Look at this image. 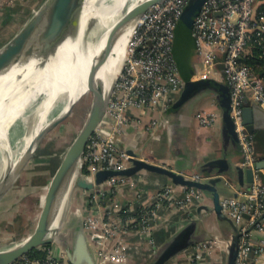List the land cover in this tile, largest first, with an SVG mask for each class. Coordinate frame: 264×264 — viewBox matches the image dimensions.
<instances>
[{"label": "built area", "instance_id": "obj_1", "mask_svg": "<svg viewBox=\"0 0 264 264\" xmlns=\"http://www.w3.org/2000/svg\"><path fill=\"white\" fill-rule=\"evenodd\" d=\"M189 0H165L153 5L141 18L130 45L127 58L110 94L106 118L90 136L82 155L92 177L101 169H124L130 165V148L138 152L139 141H126L129 125L140 124L141 115L151 109L168 110L182 94L186 80L182 77L174 55L173 43L177 24ZM264 0H206L193 22V38L200 70L196 77H211L219 71L231 95V114L239 140L244 167H253L258 159L254 135L244 122L243 109L251 102L264 107V77L257 74L242 60L250 46L258 41L264 48ZM221 66V69L218 68ZM137 111L138 114L135 112ZM218 115L202 114L200 121L212 125ZM156 122L139 130V135L152 132ZM137 138H140L137 137ZM260 170L254 172L251 188L244 196H226L221 199L223 210L238 225L241 232L236 264H251V253L259 260L264 255V180ZM193 178L204 180L198 174ZM209 178V177H207ZM133 176H111L97 184L88 198L84 227L91 243L96 246L99 264H122L126 259L127 245L119 241L118 231L129 229L136 222L143 234L152 230L156 209L165 202L182 204V197H174L175 187L163 188L152 198V204L143 208L139 216L113 217L107 215L127 210L117 196L127 187L136 186ZM186 187V186H183ZM192 191L199 195L200 189ZM141 193L142 190H137ZM195 196H191L190 200ZM180 207H184L182 204ZM80 211V210H79ZM249 217H245V214ZM120 222V223H119ZM122 224V230L120 226ZM125 228V229H124ZM262 233L257 241L256 233ZM116 236V237H115ZM114 238L112 246L110 239ZM118 238V239H117ZM97 239V240H95ZM207 241L199 246L207 247ZM59 247V246H58ZM47 246L45 258L24 255L12 264H73L61 247ZM58 248V249H57ZM193 259L191 264H197ZM226 264V261L222 262Z\"/></svg>", "mask_w": 264, "mask_h": 264}, {"label": "water", "instance_id": "obj_2", "mask_svg": "<svg viewBox=\"0 0 264 264\" xmlns=\"http://www.w3.org/2000/svg\"><path fill=\"white\" fill-rule=\"evenodd\" d=\"M83 0H63L60 5L59 11L56 12V19L50 23L42 26L35 34H33L26 42H24L19 48L13 52L5 53L6 49L13 46L25 33L27 26L33 20L36 21V25L42 19L41 17L50 9L52 1L45 0L44 4L35 13V16L31 18L15 36H13L6 44L0 48V76L9 72L12 68L21 66L28 63L30 60L37 58L46 61L48 57L53 55L52 51L37 49V45L48 42L49 40L58 36L67 26L72 22L77 15L79 7ZM165 0H142L133 8L125 10L122 17L114 23L108 33L106 44L101 50L94 56L88 75L89 88L93 93V100L89 115L92 117L87 118L81 131L78 133L74 141L68 147V151L63 160L60 161L53 177L48 186V190L45 196L44 204L42 205V213L39 216L36 229L26 237L23 244L12 246H0V264H12L14 261L22 258L35 248H39L44 245H48L54 241L59 243L61 249L66 253L68 259L73 264H99L97 251L94 246L89 242L84 221L79 218L76 224L72 227L70 237L67 239L59 231V234H51V217L57 202L63 196L65 188L69 183V176L71 170L77 165L79 159L82 158L83 152L86 148L90 136L94 133L98 125L105 120L106 109L109 103L110 94L113 91L114 84L111 88L108 100L103 98V83L100 77V71L104 64V58L107 51L108 44L118 38L122 32L126 31L130 25L140 20L144 14L155 4L162 3ZM206 0H189L186 8L178 21L177 31L181 38L193 37V22L201 10L203 3ZM119 11L118 5L112 9V14ZM112 15H109V17ZM39 20V21H38ZM97 26V19L91 18L86 23L87 31L92 30ZM176 31V32H177ZM98 36V35H97ZM96 36V37H97ZM96 37L83 39V42H93ZM213 91L217 93L218 104L221 109L222 118L224 121V128L228 133L235 138L238 143V136L235 130V122L231 112V95L226 83L220 81L216 77H196V73L192 71L191 77L186 80L185 86L182 90L180 97L174 102L173 107L183 106L190 98L194 97L201 92ZM70 108L72 110L73 106ZM70 111L58 118L52 125L46 129L41 130L36 136V142L38 145L41 138L57 123L66 117ZM244 122L249 132L253 133L256 127L264 128V107L260 104L246 105L243 109ZM89 117V116H88ZM89 119V120H88ZM240 147V146H239ZM36 148H34L33 152ZM32 152V154H33ZM130 156V165L124 169H101L96 172L93 179H89L90 176L81 174V166L79 168L80 177L76 181V185L87 190H93L95 185L104 182L105 179L111 176H133L140 172L151 171L171 179L175 184L186 187H196L201 190L209 191L213 194L214 210L217 216L221 220H227L232 224L233 235L229 242L228 255L226 258V264H236V258L239 250V238L240 230L238 225L230 219L223 210V204L220 199L219 185L223 182V175L225 173L230 174L232 170H235L234 174L240 180L241 184H247L248 188H251L254 179V172L256 169H264V158L257 159L253 167H244L241 164H236L235 167L227 158L215 157L206 166H209L210 176L206 180H200L189 177L185 173L177 171L172 167H168L163 164H159L145 158L140 157L138 152L130 148L128 150ZM22 156L17 162V167L8 181H6L2 187H0V199L4 196L11 185L17 180L25 164L32 156ZM209 170V169H208ZM202 170L201 172H203ZM245 175V179L243 178ZM245 217H249V214H245ZM264 218V213L262 215ZM195 227L194 221L186 225L164 246L162 251L152 261L151 264H165L174 255L183 251L195 242ZM254 256V252L251 253V258Z\"/></svg>", "mask_w": 264, "mask_h": 264}, {"label": "crops", "instance_id": "obj_3", "mask_svg": "<svg viewBox=\"0 0 264 264\" xmlns=\"http://www.w3.org/2000/svg\"><path fill=\"white\" fill-rule=\"evenodd\" d=\"M10 12L12 13V10L8 11V14ZM199 70L200 68L196 70V73ZM212 76L220 81L223 79L219 71L212 73ZM218 100L216 92L207 91L195 95L180 107L172 105L165 111L151 109L141 115L139 125L133 123L128 126L126 141L135 144L140 139L139 145L141 148L145 147L144 153L140 157L146 160L170 166L189 177L198 174L206 180L207 177L212 176L209 172L211 168L206 164L213 158H227L233 167L242 162L238 141L224 128ZM247 105L254 104L248 102ZM208 106L211 107L210 110L207 109ZM211 112L218 115L217 121L212 125L202 124L201 115L211 114ZM135 113L138 114L137 111ZM152 121L156 122L152 132L139 135V130ZM252 134L259 136L257 153L258 159H262L264 158V128L256 127ZM139 136L140 138H137ZM202 170L204 171L201 172ZM234 172L235 170H232L229 172L230 174L223 175L224 181L219 185L220 199L235 195L243 197L245 191L250 189L246 183L241 184ZM259 173L261 179L264 180V169ZM52 176H49L46 184L51 181ZM133 177L136 178L137 184H142V192L139 193L132 187H126L123 192L117 195L121 202L127 205L130 212L141 211L152 204L153 196L165 188V185L171 180L151 171L140 172ZM243 178L245 179V175ZM174 187V197H181L185 191L184 187L177 184ZM213 208V194L200 189L199 195H195L188 209L182 210L178 205H171L167 202L157 207L156 215L151 220L153 227L149 235L143 234L140 228H130L126 232V230H122L123 227H120L122 231H119V241L125 243L128 248L126 259L122 264H147L155 254V258L157 257L173 235L192 221L196 224L195 242L171 257L165 264H191L193 259L198 261L197 264H222L228 255V244L233 235V227L227 220L219 219ZM111 210L108 208L107 212L110 213ZM121 212L117 214L112 212L111 215L113 214V217L116 218L122 217ZM262 221L264 223V218ZM261 235L262 233H256L254 240L257 241ZM114 241V238L111 237L109 245L112 246ZM206 241L207 247L199 246L200 243ZM89 242L91 243L90 239ZM251 264H264V255L259 260L253 256Z\"/></svg>", "mask_w": 264, "mask_h": 264}, {"label": "bare ground", "instance_id": "obj_4", "mask_svg": "<svg viewBox=\"0 0 264 264\" xmlns=\"http://www.w3.org/2000/svg\"><path fill=\"white\" fill-rule=\"evenodd\" d=\"M51 1L50 9L41 17L40 22L37 25V20L29 23L23 36L13 46L6 49L5 53L15 51L42 26L56 19L55 14L59 11L63 0ZM141 1L83 0L77 15L65 30L48 42L36 46L39 51H52L53 55L46 61L34 58L0 76V153H7V148L10 153V160L8 162L3 160V165L0 167V187L10 179L19 159L22 156L31 155L37 147L35 136L67 114L79 98L91 91L88 75L94 56L106 44L109 30L122 17L125 10L133 8ZM116 5L119 11L112 14V9ZM109 15L112 16L109 17ZM91 18L97 19V26L87 31L85 30L86 23ZM142 19L134 22L118 38L108 44L104 64L100 71L103 83L102 95L105 101L108 100V94H110L114 81L120 74L129 52L130 41ZM90 37H96V39L91 43L83 42L84 38ZM27 106L30 108L27 109ZM30 110H37L35 127L23 144L12 145L11 140H14L16 135L17 118L24 116ZM91 117L92 114L88 118ZM67 151L68 148L65 155ZM81 160L82 158L71 170L69 183L55 206L51 217V234H59L66 216L70 192L80 177ZM89 179L93 177L90 176ZM25 239L26 237L21 238L12 245L23 244Z\"/></svg>", "mask_w": 264, "mask_h": 264}, {"label": "rangeland", "instance_id": "obj_5", "mask_svg": "<svg viewBox=\"0 0 264 264\" xmlns=\"http://www.w3.org/2000/svg\"><path fill=\"white\" fill-rule=\"evenodd\" d=\"M44 2L45 0H0V48L21 31L23 26L35 16V13ZM10 10H12V13L10 12L8 14ZM195 63V66L199 69L198 59H196ZM92 100V91L86 92L76 101L70 113L41 138L17 180L0 199V246L12 245L21 238L27 237L36 229L50 184V182L46 184V180L49 176H52L55 168L62 161L67 148L84 126L89 116ZM29 108L30 106H27V109ZM207 109L210 110L211 107L208 106ZM24 116L21 115L17 118L15 127L16 135L14 136V140H11L12 145L15 143L19 145L23 144L36 125L37 110H30ZM144 148L140 146L137 149L138 154L142 155ZM1 153L0 167L3 165V160L7 162L10 160L8 148L7 153ZM81 174L91 175L89 166L84 161L81 163ZM169 181L165 185V188L176 186L173 181ZM141 185V183L137 184L133 189L141 191L143 190ZM97 188L98 186H95L91 191L81 188L76 184L72 187L65 213L66 216L60 228L61 233L67 239L70 237L72 227L75 225L76 220L81 218L84 221L86 219L89 195L90 193H94ZM192 188L184 187L185 191L181 196L182 204L185 205L186 209L192 204V199L190 200L191 196L196 195L192 191ZM182 204L179 203L178 206L180 207ZM180 208L182 210L185 209L184 207ZM127 211L129 210L127 209ZM107 215L111 214L108 213ZM118 226L122 227V224ZM127 227L129 229H137L138 225L136 222H130ZM116 230L118 232L114 235L117 236L120 229L118 230L117 228ZM49 246L58 247L59 243L54 241ZM155 256L156 254L154 258ZM154 258L149 260L147 264H151Z\"/></svg>", "mask_w": 264, "mask_h": 264}, {"label": "trees", "instance_id": "obj_6", "mask_svg": "<svg viewBox=\"0 0 264 264\" xmlns=\"http://www.w3.org/2000/svg\"><path fill=\"white\" fill-rule=\"evenodd\" d=\"M264 8V4L262 6ZM250 52L243 56L242 60L245 64L249 65L252 70H254L257 74L264 77V48L261 43L255 41L251 44ZM174 55L178 63L179 71L181 72L182 77L187 80L191 77L192 71L196 73L197 67L195 66L197 57V50L195 49L194 38H181L179 32H176V37L173 43ZM221 69V66H218ZM222 82L224 80L222 79ZM225 83V82H224ZM255 139V147H256V157L259 158L257 153V143L259 142V136L254 135ZM140 210L136 212H130L123 210L121 215L125 218L126 215L133 214L135 216H139ZM45 245L46 246H49ZM44 247L35 248L30 251L27 256L37 257V258H45L46 250Z\"/></svg>", "mask_w": 264, "mask_h": 264}]
</instances>
